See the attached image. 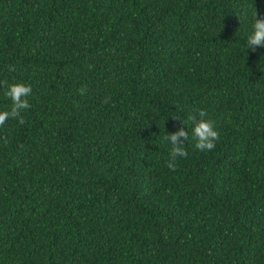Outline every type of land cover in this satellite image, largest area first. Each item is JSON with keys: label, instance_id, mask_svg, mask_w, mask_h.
<instances>
[{"label": "trees", "instance_id": "16d2710c", "mask_svg": "<svg viewBox=\"0 0 264 264\" xmlns=\"http://www.w3.org/2000/svg\"><path fill=\"white\" fill-rule=\"evenodd\" d=\"M256 8L0 0V82L32 87L26 122L0 127V264H264ZM199 109L216 146L196 149L188 121L172 171L168 132Z\"/></svg>", "mask_w": 264, "mask_h": 264}, {"label": "clouds", "instance_id": "9594fccd", "mask_svg": "<svg viewBox=\"0 0 264 264\" xmlns=\"http://www.w3.org/2000/svg\"><path fill=\"white\" fill-rule=\"evenodd\" d=\"M252 29L251 34L247 38V49L255 51L258 46H264V17L259 16L257 8L254 13ZM9 70L15 71V68L11 67ZM0 87L6 89L4 94L11 100L10 109L0 111V127H3L10 118L18 119L19 124L23 125L26 121L22 113L31 107L28 99L32 95L31 85L23 81L11 84L0 82ZM78 91L83 96L87 89L86 87H81ZM104 102L107 103L108 100L106 99ZM188 121L192 125L191 139L195 141L196 149L211 151L215 148L216 141L219 139V132L214 128L212 120L208 118L206 110L199 109L197 112L190 114L187 120H181L182 127L176 132H168L166 137L172 146L167 161V167L172 171L176 170L175 161L178 157L186 158L188 156V152L184 147L185 141H188L190 138L189 130L186 128Z\"/></svg>", "mask_w": 264, "mask_h": 264}]
</instances>
